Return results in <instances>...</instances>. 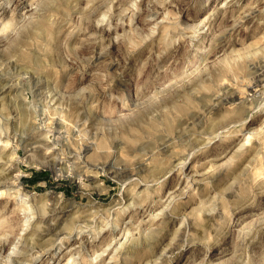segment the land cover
Listing matches in <instances>:
<instances>
[{
    "label": "rangeland",
    "instance_id": "374dc122",
    "mask_svg": "<svg viewBox=\"0 0 264 264\" xmlns=\"http://www.w3.org/2000/svg\"><path fill=\"white\" fill-rule=\"evenodd\" d=\"M0 91V264H264V0H0Z\"/></svg>",
    "mask_w": 264,
    "mask_h": 264
},
{
    "label": "bare ground",
    "instance_id": "6f19581e",
    "mask_svg": "<svg viewBox=\"0 0 264 264\" xmlns=\"http://www.w3.org/2000/svg\"><path fill=\"white\" fill-rule=\"evenodd\" d=\"M263 12V11H262ZM196 30V29H195ZM192 33H194V32H192ZM207 58V57H206ZM254 69V68H253ZM257 69V68H256ZM256 69H254V70H256ZM252 70V69H251ZM253 70V71H254ZM258 70H262L261 68L260 69H258ZM258 70H256V71H254V77L253 78H259V76L263 73V70L260 72V73H257V71ZM252 72V71H251ZM251 72H250V74H251ZM252 75H253V72H252ZM2 76V75H1ZM262 77V76H261ZM8 78V77H7ZM257 78V79H258ZM18 83V82H17ZM6 85H4V87H5ZM3 88V87H2ZM8 90V89H7ZM3 91H5V89H3L2 90V92ZM1 92V91H0ZM226 94H227V92H226ZM218 99V98H217ZM226 100V99H225ZM1 128V127H0ZM41 131V130H40ZM57 131V130H56ZM6 132V131H5ZM2 132H0V134H1ZM40 134H41V132H40ZM6 135V134H5ZM33 136V135H32ZM30 137V136H29ZM35 137V136H34ZM37 137V136H36ZM43 137V136H42ZM45 137V136H44ZM7 139V138H6ZM37 139H39V137L37 138ZM42 139H40V141H41ZM60 140V139H59ZM29 141V140H28ZM39 141V142H40ZM46 141V140H45ZM36 142V141H35ZM34 142V143H35ZM38 142V141H37ZM4 143V142H3ZM7 142H5V144H6ZM27 143V142H26ZM33 143V144H34ZM55 143V142H54ZM53 143V144H54ZM31 144H32V142H31ZM38 144V143H37ZM37 144H34L35 146L37 145ZM43 144V143H42ZM46 144H48V142L46 141ZM3 145V144H2ZM8 145V144H7ZM26 145V144H25ZM28 145V144H27ZM29 145H30V143H29ZM33 145V146H34ZM45 145V144H44ZM50 145V144H49ZM33 147L31 150H34V151H36V150H38V151H41L44 147H46V145L45 146H43V147H40V144L39 145H37V147ZM48 147V146H47ZM51 147V146H50ZM56 147V146H55ZM54 147V148H55ZM26 148V147H25ZM52 148V147H51ZM65 148V147H64ZM84 148V147H83ZM3 149V148H2ZM30 149V148H29ZM46 149V148H45ZM48 149V148H47ZM55 150V149H54ZM85 150H89V148H86ZM53 151V150H52ZM57 151V150H56ZM58 152V151H57ZM37 153V152H36ZM52 153V152H51ZM54 153V152H53ZM27 154H29V153H27ZM32 154V153H31ZM30 154V155H31ZM34 154V153H33ZM41 154V153H40ZM47 154H48V152H47ZM50 154V153H49ZM36 155V154H35ZM52 155V154H51ZM73 155V154H72ZM45 156H46V153H45ZM49 156V155H48ZM47 156V157H48ZM53 158H52V160L54 159V156H52ZM57 157V156H56ZM23 158V157H22ZM26 158V157H25ZM50 158H51V156H50ZM59 158V157H58ZM5 159V158H4ZM28 159V158H27ZM32 159V158H31ZM44 159H46V158H44ZM81 159V158H80ZM3 160V159H2ZM8 160V159H7ZM22 160V159H21ZM51 160V159H50ZM52 160H51V162H52ZM55 160V159H54ZM57 160H59V159H57ZM180 160V159H179ZM45 161V160H44ZM185 161H186V159H185ZM184 161V162H185ZM3 162V161H2ZM5 162L6 161H4V164H5ZM46 162V161H45ZM48 162V161H47ZM59 162V161H58ZM61 162V161H60ZM8 163V162H7ZM6 163V164H7ZM17 163V162H16ZM39 163H41V162H39ZM54 163V162H53ZM182 163V162H181ZM55 164H56V162H55ZM62 164V163H61ZM176 164H178V163H176ZM41 165H42V163H41ZM46 165H48V164H46ZM53 166L52 167H54L55 168V166H54V164H52ZM84 165V164H83ZM14 166V165H13ZM51 166V165H50ZM49 166V167H50ZM63 166H66L65 164L63 165ZM175 166V165H174ZM182 166V165H181ZM10 167V166H9ZM5 168L4 166L3 167H0V168H2L1 170H0V199H2V198H7V197H12V198H16L17 196H19L20 197V199L22 200V203H23V201H24V203H30V202H32V195L31 194H29L24 188H21L20 187V185H18V189H14L15 187H17V185H16V183L14 182L15 180H17V177L18 176H20V174L18 175V174H16V175H13V168ZM46 167V166H45ZM48 167V166H47ZM51 167V168H52ZM57 167H58V165H57ZM59 167H60V165H59ZM58 167V168H59ZM81 167V166H80ZM53 168V169H54ZM62 168V167H61ZM184 168V167H183ZM177 169V168H176ZM85 170V169H84ZM112 170V169H111ZM172 170V169H171ZM15 171H16V169H15ZM55 173H57L58 171H59V169H57V168H55L54 170H53ZM64 171H66V170H64ZM79 171V170H78ZM61 172V171H60ZM112 172V171H111ZM84 174V173H83ZM18 175V176H17ZM181 175V174H180ZM185 175V174H184ZM201 175V174H200ZM75 176V175H74ZM188 178V177H187ZM19 180V179H18ZM148 185V184H147ZM14 189V190H13ZM188 189V188H187ZM14 192L15 193V195L13 196L12 194H11V192ZM12 192V193H13ZM12 195V196H11ZM18 197V198H19ZM50 198V197H49ZM134 198V197H133ZM34 199V198H33ZM60 199V198H59ZM129 199V198H128ZM12 200V199H11ZM16 200H17V198H16ZM54 200V199H53ZM56 201V200H55ZM55 201H51V202H54L55 203ZM134 201V200H133ZM57 202V201H56ZM63 202V201H62ZM53 203V204H54ZM59 203V202H58ZM57 204V203H56ZM129 204V203H128ZM6 205V204H5ZM50 205V204H49ZM63 205V204H62ZM34 206V205H33ZM27 207V206H26ZM40 207V206H39ZM29 208V207H28ZM68 208V207H67ZM25 209V208H24ZM57 209V208H56ZM55 209V210H56ZM30 210V209H29ZM58 210V209H57ZM62 210H64V209H62ZM36 211V210H35ZM26 213V212H25ZM43 213V212H42ZM52 213V212H51ZM50 213V214H51ZM57 213H59V212H56V214ZM48 215V214H47ZM62 215V214H61ZM38 216V215H37ZM42 216V215H41ZM49 217L51 216V215H48ZM48 216H46L47 217V219L49 218ZM57 217L58 216H56V219H57ZM62 217V216H61ZM52 218H53V216H52ZM60 218V216L58 217V219ZM65 218V217H64ZM55 219V218H54ZM25 220V219H24ZM93 220V219H92ZM46 221V220H45ZM54 222H55V220H53ZM59 221V220H58ZM31 223V222H30ZM59 223V222H58ZM94 223V222H93ZM29 224V223H28ZM31 227V226H30ZM33 227V226H32ZM92 227V226H91ZM100 228V227H99ZM56 229H57V225L56 224H52V226L51 227H49L48 229H46L45 230V232H42L41 233V235H40V240H43V239H45V237L47 236H49V235H53V236H58L57 238H55V239H53L52 240V243H51V245H49L50 247L49 248H52V247H54V245H55V242H62V240H61V238H60V235L61 234H63L64 232H62L61 233V231L59 232V230L58 231H56ZM86 230V229H85ZM28 231V230H27ZM81 231V230H80ZM25 232V231H24ZM65 236V235H64ZM61 237H62V235H61ZM128 237V236H127ZM63 238V237H62ZM17 245V244H16ZM15 245V246H16ZM49 248H43V249H41V251L40 252H48L50 249ZM57 248V247H56ZM13 252H16V251H13ZM13 252H12V255H15V254H13ZM38 252V251H37ZM39 253V252H38ZM19 254V253H18ZM10 256H11V253H10ZM19 256V255H18ZM7 257V256H6ZM17 257V256H16ZM8 261V260H7ZM8 263V262H7Z\"/></svg>",
    "mask_w": 264,
    "mask_h": 264
}]
</instances>
